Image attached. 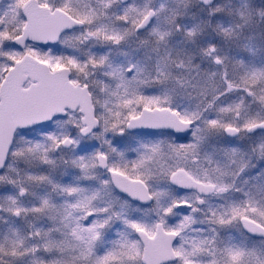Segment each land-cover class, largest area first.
<instances>
[{"label":"snow or ice","instance_id":"6c2138e0","mask_svg":"<svg viewBox=\"0 0 264 264\" xmlns=\"http://www.w3.org/2000/svg\"><path fill=\"white\" fill-rule=\"evenodd\" d=\"M0 264H264V0H0Z\"/></svg>","mask_w":264,"mask_h":264}]
</instances>
